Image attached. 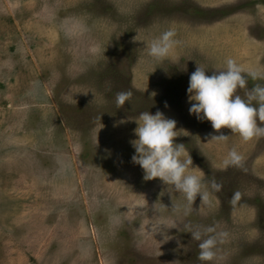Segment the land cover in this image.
<instances>
[{
  "label": "rangeland",
  "instance_id": "obj_1",
  "mask_svg": "<svg viewBox=\"0 0 264 264\" xmlns=\"http://www.w3.org/2000/svg\"><path fill=\"white\" fill-rule=\"evenodd\" d=\"M169 29L179 43L150 57ZM227 58L264 71V0H0V264H264V136L189 114L197 64L211 75ZM144 111L176 121L210 204L144 179L130 143ZM233 147L243 167L224 169ZM186 226L228 234L215 261Z\"/></svg>",
  "mask_w": 264,
  "mask_h": 264
},
{
  "label": "clouds",
  "instance_id": "obj_2",
  "mask_svg": "<svg viewBox=\"0 0 264 264\" xmlns=\"http://www.w3.org/2000/svg\"><path fill=\"white\" fill-rule=\"evenodd\" d=\"M175 36L176 33L171 29L163 31L151 41L148 55L156 60L168 58L173 47L179 43L174 39ZM217 70L208 75L206 68L197 64L195 71L191 73L187 88L189 114L195 115L198 120L210 121L215 130L226 126L232 133L239 134L245 142L264 136V126L257 123L258 120L264 122V84H254L246 93V98L236 94L238 88H246L249 79L264 80V71L245 69L233 58H227L224 68ZM131 96L130 91L116 93L117 108H123ZM134 120L138 126L134 129L136 138L130 141L135 150L131 159L142 168L144 179L160 178L178 193H183L188 204L193 205L198 194L202 197V202L210 204V192L205 189L203 178L188 172L193 163L191 156L188 154L185 158L184 144L174 142L177 136L176 121L166 118L160 111L155 114L150 111L141 112ZM227 137L220 134L212 138L225 141ZM243 160L242 154L233 147L223 160V168H242ZM209 183L211 192L218 193L222 188L215 179ZM240 199L241 192L235 191L230 203L235 205ZM190 211L185 209L184 214L188 215ZM151 227L160 232L176 225L169 226L161 221ZM186 227L192 239L199 242L197 258L201 262L215 261L218 244L223 243L228 234L218 232L213 226L197 227L195 230L190 226Z\"/></svg>",
  "mask_w": 264,
  "mask_h": 264
}]
</instances>
